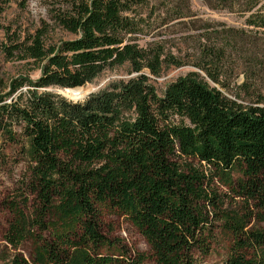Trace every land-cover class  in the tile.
Here are the masks:
<instances>
[{"label": "trees", "instance_id": "obj_1", "mask_svg": "<svg viewBox=\"0 0 264 264\" xmlns=\"http://www.w3.org/2000/svg\"><path fill=\"white\" fill-rule=\"evenodd\" d=\"M52 3L54 23L73 38L47 42L36 29L0 44L39 70L0 91V136L25 161L7 202L6 263L200 264L221 240L222 264H264V97L242 105L210 86L220 84L225 47L201 46L205 79L190 71L158 95L143 70L159 72L163 48L137 44L127 0ZM205 3L248 12L246 24L264 28V0ZM123 65L136 75L82 101L46 90L86 93L81 86ZM106 211L127 218L148 252L106 236Z\"/></svg>", "mask_w": 264, "mask_h": 264}, {"label": "rangeland", "instance_id": "obj_2", "mask_svg": "<svg viewBox=\"0 0 264 264\" xmlns=\"http://www.w3.org/2000/svg\"><path fill=\"white\" fill-rule=\"evenodd\" d=\"M214 3V0H211ZM131 4L127 13L137 20L140 31L134 37L137 44L146 46L158 43L163 48L164 61L157 74L147 69L143 73L153 85L158 95H162L166 86L178 77L190 71L198 72L205 79L203 71L196 67L203 63L200 48L203 45L225 47L226 54L220 66V84L207 81L210 86L219 89L224 95L242 105H255L256 98L264 97V28L246 24L248 12L230 11L226 8H209L205 0H127ZM57 4L52 0H9L0 14V44L7 42V33L12 39L23 40L36 29L45 31L47 42L70 39L74 35L62 30L53 20V11ZM174 60V61H171ZM29 60L7 57L0 46V86L2 93L14 77L28 76L35 79L39 70ZM210 68V67H209ZM211 72L213 68L210 69ZM215 70V69H214ZM127 65L103 70L92 82L81 86L89 89L86 93L63 91L48 87L47 91L64 95L71 101H82L88 93L103 89L112 82L126 80L135 76ZM25 90V88H22ZM264 106V102L259 103ZM25 161L19 150L0 136V264H7L5 256L8 249L2 240V234L10 219L7 202L18 194ZM218 189L225 190L218 185ZM101 230L111 239L118 240L127 248L148 252L147 244L124 216L104 212L100 218ZM31 250L30 242H25L20 251L26 257ZM226 253V243L219 240L211 252L200 264H222ZM148 264H152L151 262Z\"/></svg>", "mask_w": 264, "mask_h": 264}, {"label": "water", "instance_id": "obj_3", "mask_svg": "<svg viewBox=\"0 0 264 264\" xmlns=\"http://www.w3.org/2000/svg\"><path fill=\"white\" fill-rule=\"evenodd\" d=\"M63 96V95H62Z\"/></svg>", "mask_w": 264, "mask_h": 264}]
</instances>
